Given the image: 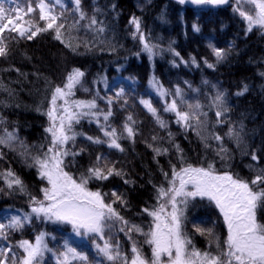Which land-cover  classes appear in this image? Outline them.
<instances>
[{
	"label": "snow or ice",
	"instance_id": "6c2138e0",
	"mask_svg": "<svg viewBox=\"0 0 264 264\" xmlns=\"http://www.w3.org/2000/svg\"><path fill=\"white\" fill-rule=\"evenodd\" d=\"M177 3L193 5L197 12H203L228 5L229 0H177ZM71 4L69 9L63 0H0V58L12 55L13 45H19L21 40L33 41L45 33L54 34L53 39L76 55L84 54L79 51L81 47L85 53L94 48L117 52L121 46L116 42L115 24L108 19V12L115 14L113 21L118 18L117 5L113 3L105 9L93 0L89 14L83 0H71ZM231 7L245 23V35L254 28L264 32V0H235ZM166 17L167 6L160 10L157 19L167 23ZM127 26L150 63L157 55L168 52L173 58L170 61L173 67L183 64L200 68L202 61L206 68L215 70L233 48L231 42L227 48L209 42L207 47L214 62L191 54L185 59L173 46L175 40L170 39L166 49L153 43L151 35L142 27L140 16L131 15ZM192 29L200 32L196 23ZM81 30L91 34V40L73 35ZM140 52L134 55L139 57ZM123 70L125 66L118 64L116 71ZM87 75L86 70L72 67L62 83L45 78L44 91L48 95L36 105V111L46 115L48 123L44 128V142L38 146L20 138L17 122L0 116V161L13 154L25 167L35 169L41 181L38 191L33 192L10 164L0 169V195L23 197L27 208L9 205L0 209V264H264V140L253 147L243 118H230L228 90L203 79V86L210 85V92L204 94L202 101L198 98L201 89L192 87L188 80L183 81L189 90L185 92L179 84L173 89L166 88L153 74L148 79L151 91L138 92L134 87L135 76L110 80L98 72L88 87L85 86ZM260 75L264 77V72ZM248 87L243 84L234 95H244ZM0 89L7 93L9 100L16 95L2 80ZM77 90H82L88 98H76ZM0 103L9 107L7 101ZM137 105L142 106L159 129L167 131L168 142L177 156L176 162L168 161L167 169L160 165L157 157L168 156L170 151L162 146L163 137L152 135L147 147L152 150L162 180L159 183L148 180L154 203L145 201L135 213L146 223H136L124 214L132 211L131 201L117 186L108 192L103 187L90 186L103 185L112 178H120L125 185H135L129 173L117 166L119 161L110 159L104 151L96 152L91 158L90 149L106 148L109 153L114 150L123 154L125 140L134 146L141 122L137 119L138 113L130 109ZM118 111L124 115L119 123H114ZM164 114L174 116L185 134L194 133L206 152L211 150L214 157H219L221 169L217 168L215 158L207 156L198 164L190 162L180 145L174 143L170 121L164 119ZM85 120L89 125L95 124L98 135L77 130ZM224 128L226 131H220ZM78 138L87 147H77ZM226 141L234 149L226 147ZM236 151L242 157L251 158L252 163L245 165L248 176L232 171L231 161ZM85 153L90 159L86 166L78 168V158ZM205 201L209 211L218 212L212 227L202 226L206 220L190 219V212L198 204L204 206ZM221 220L223 232L218 234L215 226ZM189 223L191 233L187 230ZM41 224L44 227L37 230ZM49 225L54 226V231L47 230ZM27 229H32V238H23ZM17 234L20 239H14ZM196 234L206 238V248L196 247L192 239ZM145 246L150 249V255Z\"/></svg>",
	"mask_w": 264,
	"mask_h": 264
},
{
	"label": "trees",
	"instance_id": "16d2710c",
	"mask_svg": "<svg viewBox=\"0 0 264 264\" xmlns=\"http://www.w3.org/2000/svg\"><path fill=\"white\" fill-rule=\"evenodd\" d=\"M235 0H229L228 5L217 7L213 11L197 12L195 7L188 5H179L174 0H96V3L107 9L108 6L115 3L117 5L118 18L113 21L114 13L108 12V19L115 24L117 52L110 53L107 50L101 52L99 48H94L91 52L85 53V49L81 47L79 51L83 55H76L67 49L59 41L53 39L54 34H41L34 38L33 41L21 40L19 45H13L14 51L7 59L0 58V80L5 85L13 89L16 93L15 97L10 99L2 89H0V102L7 101L9 107H4L0 103V116L6 118L9 122H17L19 136L29 145H39L44 142V128L47 126L48 120L46 115L36 111V105L48 95L45 93V78L54 82L62 83L67 71L72 67H80L86 70L88 75L85 86L91 87V81L96 73H104L111 80L113 77L117 79L128 77L129 75L136 77L134 87L138 92L145 90L151 91L148 87V79L150 75H155L166 88L173 89L174 85L179 84L185 92H189L187 85L183 81H191L192 87L200 88L199 99L204 100V94L210 92V85L204 87L203 79H207L211 83H218L221 89H227L230 97V106L232 108V120H240L243 118L245 129L248 132L249 140L253 147H257L264 140V77L260 73L264 72V32L258 28H254L245 35V23L238 14L232 11V3ZM63 3L71 9V0H63ZM85 8L91 14V5L93 0H83ZM140 5L141 7H138ZM167 6V23H162L157 19L162 8ZM59 11V8H57ZM140 16L142 19V27L146 33L152 37L153 43L161 44L165 49L168 47L169 40H175L173 45L181 56L188 59L189 54L196 56L197 59L206 57L210 62H214L211 50L207 47L211 42L217 47L227 48L229 43L233 44L229 57L217 65L215 70L208 69L203 62L200 68L194 66L185 67L180 64L179 67H173L170 61L173 59L168 52L163 55H157L150 63L146 53L140 52V44L138 39L133 40L131 28L127 26L128 19L131 15ZM196 23L200 27V32L192 29V24ZM81 38L91 40V34H86L83 30L79 33ZM109 37L112 32H109ZM140 52L137 57L134 53ZM127 57V59H125ZM179 63V61H177ZM118 64H123L125 70L117 72ZM5 69H11L5 71ZM15 69H19L17 73ZM21 73L26 75H21ZM131 84V81H125ZM243 84H247L248 91L240 96L234 95ZM103 89V86H100ZM103 95V90L101 91ZM192 95V94H190ZM155 98V93H153ZM76 98H88V95L82 90H77ZM192 98H196L192 95ZM20 106L17 107L16 105ZM157 106L159 101L157 99ZM101 107H105L101 103ZM117 105V109H118ZM44 108H47L45 103ZM134 110L138 113L137 119L139 124L140 135L136 137L135 145L129 141H124L126 152L121 154L108 152L106 148H91L94 154L98 151H104L110 156V159L119 161L118 167H123L129 173V178L135 180L134 186L125 185L120 178H112L103 185L93 183L91 187H103L108 192L113 186H117L118 190L125 192L131 201V212L124 214L133 219L136 223H146L140 217L135 215L139 208L147 201L149 204L154 203L152 200L153 189L148 180L151 178L159 183L162 177L159 174L157 164L153 160L151 148L147 147L151 143L153 134L163 137V147L169 148L170 155L159 156L157 160L160 165L168 168V161H177L174 147L169 144L165 130H161L155 125L151 116L137 105ZM124 113L117 112V119L114 123H119ZM214 119V113L211 114ZM164 119L170 121L169 130L174 133V143L180 145L185 156L190 162L199 163L202 157L207 156L208 159L215 158L216 166L221 169L219 157H214V153L209 150L205 151L199 138L191 131L185 132L175 123V117L171 114H164ZM83 130L89 135H98L95 124L89 125L88 121H83L82 125L77 129ZM226 131V128L220 129ZM87 144L82 138H78L77 147ZM213 147H216L213 143ZM226 147L234 149V145L226 141ZM7 153V149H5ZM264 155V154H262ZM90 157L87 153L83 157L78 158V165L86 166ZM252 163L250 156L242 157L240 152L234 153V159L231 161L232 171L239 172L242 176H248L249 170L245 165ZM11 165V167L21 175L22 179L33 192L38 191L41 181L36 175L35 169H28L13 154H8L4 161H0V169ZM75 170V169H74ZM151 174V176L149 175ZM9 205L15 208H26V199L19 196L11 198L0 195V209H4ZM199 204L190 212V219L195 217L196 222L206 220L207 223L202 224L203 227H212V220L218 216V212L209 211L206 207ZM44 225H39L43 228ZM49 232L54 231V226L47 227ZM189 233L192 232V224L187 226ZM218 234L223 232L222 220L215 226ZM70 231V229H67ZM34 235L32 229H27L23 238H32ZM17 234L14 239H20ZM122 241L124 240L121 234ZM196 247L204 249L207 246V240L198 234L192 236ZM50 246H54L51 245ZM125 247H130L125 245ZM145 251L150 255V249L145 246Z\"/></svg>",
	"mask_w": 264,
	"mask_h": 264
},
{
	"label": "rangeland",
	"instance_id": "374dc122",
	"mask_svg": "<svg viewBox=\"0 0 264 264\" xmlns=\"http://www.w3.org/2000/svg\"><path fill=\"white\" fill-rule=\"evenodd\" d=\"M9 2H12V0H9Z\"/></svg>",
	"mask_w": 264,
	"mask_h": 264
},
{
	"label": "water",
	"instance_id": "95a60500",
	"mask_svg": "<svg viewBox=\"0 0 264 264\" xmlns=\"http://www.w3.org/2000/svg\"><path fill=\"white\" fill-rule=\"evenodd\" d=\"M175 1H177V0H175ZM190 5V4H189Z\"/></svg>",
	"mask_w": 264,
	"mask_h": 264
}]
</instances>
